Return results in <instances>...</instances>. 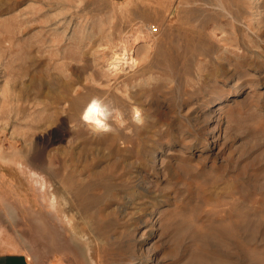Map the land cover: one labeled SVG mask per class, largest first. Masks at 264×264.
<instances>
[{
	"label": "rangeland",
	"instance_id": "rangeland-1",
	"mask_svg": "<svg viewBox=\"0 0 264 264\" xmlns=\"http://www.w3.org/2000/svg\"><path fill=\"white\" fill-rule=\"evenodd\" d=\"M0 251L264 264V0H0Z\"/></svg>",
	"mask_w": 264,
	"mask_h": 264
},
{
	"label": "crops",
	"instance_id": "crops-1",
	"mask_svg": "<svg viewBox=\"0 0 264 264\" xmlns=\"http://www.w3.org/2000/svg\"><path fill=\"white\" fill-rule=\"evenodd\" d=\"M0 264H38L33 258L23 252L0 251Z\"/></svg>",
	"mask_w": 264,
	"mask_h": 264
},
{
	"label": "bare ground",
	"instance_id": "bare-ground-1",
	"mask_svg": "<svg viewBox=\"0 0 264 264\" xmlns=\"http://www.w3.org/2000/svg\"><path fill=\"white\" fill-rule=\"evenodd\" d=\"M136 42V41H135ZM138 43V42H137ZM140 43V42H139ZM123 52V51H122ZM125 52V51H124ZM119 53V52H118ZM121 53V52H120ZM119 55V54H118ZM133 59V58H132ZM121 61V60H120ZM119 61V62H120ZM115 62H116V60H115ZM122 62V61H121ZM133 63H135L134 61H133ZM118 65H119V63H117ZM122 64V63H121ZM120 66V65H119ZM79 102V101H78ZM77 102V103H78ZM76 103V102H75ZM78 107V106H77ZM77 107H76V109H77ZM80 108V107H79ZM86 111V114H83V115H85V119H86V121L88 122V121H98V119H99V114L98 113H100V107H99V105L97 104V103H90L87 107H86V109H85ZM101 120V119H100ZM105 183V182H104ZM110 189V188H109Z\"/></svg>",
	"mask_w": 264,
	"mask_h": 264
},
{
	"label": "built area",
	"instance_id": "built-area-1",
	"mask_svg": "<svg viewBox=\"0 0 264 264\" xmlns=\"http://www.w3.org/2000/svg\"><path fill=\"white\" fill-rule=\"evenodd\" d=\"M157 30H158V28H156V27L153 28V31H157Z\"/></svg>",
	"mask_w": 264,
	"mask_h": 264
}]
</instances>
